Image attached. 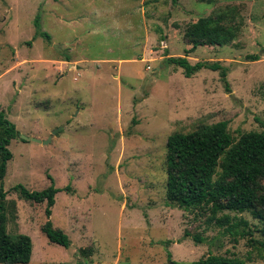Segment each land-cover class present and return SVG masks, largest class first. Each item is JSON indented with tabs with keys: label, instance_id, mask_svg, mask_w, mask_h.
I'll list each match as a JSON object with an SVG mask.
<instances>
[{
	"label": "rangeland",
	"instance_id": "374dc122",
	"mask_svg": "<svg viewBox=\"0 0 264 264\" xmlns=\"http://www.w3.org/2000/svg\"><path fill=\"white\" fill-rule=\"evenodd\" d=\"M229 7L241 33L188 55L228 68L227 81L222 69L187 76L167 63L185 56L190 23ZM37 17L51 40L37 35ZM0 111L42 141L12 140L4 181L17 203L8 231L33 241L25 264H192L210 254L264 264L250 244L263 223L251 212L181 207L166 188L171 134L224 120L236 139L264 129V0H0ZM17 184L60 190L50 219L69 248L42 231L46 202L23 199Z\"/></svg>",
	"mask_w": 264,
	"mask_h": 264
},
{
	"label": "trees",
	"instance_id": "16d2710c",
	"mask_svg": "<svg viewBox=\"0 0 264 264\" xmlns=\"http://www.w3.org/2000/svg\"><path fill=\"white\" fill-rule=\"evenodd\" d=\"M243 25L244 20L236 7L200 17L185 31L188 43L185 56H170L167 63L185 68L187 76L203 67L222 69V78L227 81L228 68L217 63L192 64L188 55L199 46H223L233 41L241 33ZM36 26L37 35L52 39L48 32L42 31L39 17L36 18ZM250 57L252 60L260 59L258 54ZM226 88L230 90L229 85ZM17 137L21 136L16 124L4 111H0V263L3 264L29 263L33 253L30 235H13L8 231L10 216L15 217L17 203L15 200L8 202L4 181L8 164L14 156L10 144ZM166 168L167 199L171 204L185 208L207 207L214 214L249 211L263 223L255 230L261 233L262 238H251L250 244L264 250V129L245 132L236 139L229 130V122L224 120L200 125L191 132H175L167 142ZM14 190L28 201L46 202L48 220L42 225V231L51 242L69 248L72 244L70 237L64 230L56 228L50 219L60 190L54 184L42 190H31L17 184ZM253 232L249 230L243 234L252 237ZM194 237L197 242L203 240L200 236ZM192 264H245V261L210 254Z\"/></svg>",
	"mask_w": 264,
	"mask_h": 264
},
{
	"label": "water",
	"instance_id": "95a60500",
	"mask_svg": "<svg viewBox=\"0 0 264 264\" xmlns=\"http://www.w3.org/2000/svg\"><path fill=\"white\" fill-rule=\"evenodd\" d=\"M59 129L55 130L54 133H57ZM24 140H35L37 142H42L40 139H37V138H32V137H29V136H21ZM52 137L48 138L47 140L43 141V143H49L51 141ZM170 264H174L173 262H171Z\"/></svg>",
	"mask_w": 264,
	"mask_h": 264
}]
</instances>
